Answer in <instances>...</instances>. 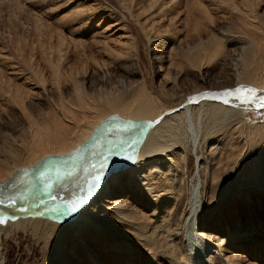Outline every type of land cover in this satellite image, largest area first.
<instances>
[{
  "label": "rangeland",
  "instance_id": "1",
  "mask_svg": "<svg viewBox=\"0 0 264 264\" xmlns=\"http://www.w3.org/2000/svg\"><path fill=\"white\" fill-rule=\"evenodd\" d=\"M249 25L256 26L258 31L246 29ZM231 32L245 36L247 42L231 43L228 37ZM256 35H259V43L262 40L261 44L257 43L258 47L257 40H253ZM260 36L264 37V0H0V90L4 94L16 93V98L11 99L13 105L11 102V105H5L0 101V140L6 134L17 136L14 138L20 141L23 137L20 132L24 126L22 123L36 119L39 114H46L49 107L56 105L60 98L81 103L82 99L86 101V98H92L91 92L97 89L110 95L116 92L121 97L139 90L155 97L159 104L168 106L175 102L172 96L183 98L197 88L222 91V86H229L235 78L230 71L234 63H238L241 68L248 65L258 67L264 80V38ZM230 52L235 58L239 56V62L231 61V57H228ZM163 75L165 78H162ZM71 88L80 91L75 94ZM52 94H56V97ZM207 103L210 101L205 102V105ZM227 104L231 108L227 107L229 111L226 116L233 118L236 125L239 124L237 128H232L234 123L227 122L231 118L227 119L221 113L207 124L203 107H199L194 118L200 143L201 184L203 189L207 188V179L215 168L222 180H230L225 189L219 192L214 207L225 224V230L232 236L231 244L225 243L233 247L227 251L229 253H225L228 257L231 255V263L264 264V177L261 181L244 182L234 177L231 173L233 169L228 165L229 157L235 155L237 158L242 146L251 145L258 150V132L250 128L248 123L264 124V109L233 100ZM240 122L247 128L240 126ZM74 123V120L69 119L70 127H74ZM107 123L110 127L104 128L90 148L85 150H89L88 159L95 162L102 154L91 155L89 152L106 147L103 144L107 142L108 136H112L113 128V122ZM126 131L129 129L123 134ZM113 137L117 136L110 138ZM21 154L20 160L24 155ZM259 156L261 173H264V145ZM115 158L105 156L104 160L113 162ZM193 164L194 157L188 155L186 166H179L172 176H164L170 190L182 184L183 191H186ZM6 165L7 162L0 156V171L6 170ZM47 167V170L35 168L26 175V181L33 176L47 175L33 187L41 189L45 186L42 188L44 192L54 186L62 187L65 184L61 180L64 177L62 170L58 174V171L55 172L56 165ZM131 167L127 166L128 169ZM236 168L240 170V165ZM136 172L132 177L138 175ZM106 176L102 181L105 182ZM125 179L123 177L120 180L127 188L123 191L124 198L127 194H141L142 188L138 183L141 177L135 179L134 187L131 186L132 179ZM22 180L24 184L25 176ZM45 180L55 182L52 184ZM57 180L60 183H56ZM144 182L155 185L157 180L154 182L145 178L141 184ZM78 186L79 190L85 191L86 185L82 182L74 188L78 189ZM81 186L84 188L81 189ZM36 187L33 189L37 190ZM25 188L33 190L29 186ZM132 190H136L135 193ZM21 203L24 205V200ZM135 205L132 201L124 202V209L129 213L127 217L134 219L132 225H118L119 230L130 231L133 241L122 236L110 240L109 244L113 246L100 258L94 255L88 241H82L78 254L82 262L87 258L91 261L97 259L101 264H171L173 260L169 259H178L177 252H172L174 248L170 247L171 251L166 244L154 241L157 239L156 233L148 237L138 230L139 227L148 229L152 226L155 216H150L148 211L152 210V205L157 208L156 203L151 202V207L143 210ZM13 206L9 208L19 210V205ZM20 208V214L25 212ZM171 211L167 213L168 217ZM141 214L149 217V221H145ZM145 227L142 232H145ZM4 229L0 230L2 264H54V260L76 259L75 252L68 248L64 238L56 243L52 236L47 237L41 229ZM178 236L177 244L180 247L176 246L188 253V262L178 264H193L192 255L194 250L200 248V241L192 235ZM149 239L155 243L152 247L147 243ZM95 242L101 243L102 240Z\"/></svg>",
  "mask_w": 264,
  "mask_h": 264
},
{
  "label": "bare ground",
  "instance_id": "2",
  "mask_svg": "<svg viewBox=\"0 0 264 264\" xmlns=\"http://www.w3.org/2000/svg\"><path fill=\"white\" fill-rule=\"evenodd\" d=\"M201 19L202 17L199 20ZM246 29L253 32L258 31V28L254 25H249V28ZM228 37L231 43L242 44L243 42H247L245 36L234 32L229 33ZM258 37L259 35L254 36V42ZM261 38L263 39L264 37ZM261 42L259 43V40H257L256 46L258 45L257 43L261 44ZM210 56L212 55L210 54ZM228 57H231V61L239 62L240 60L239 56L235 58L231 52ZM232 65L233 67L230 71H232L231 73L234 74L235 78L229 86H222V90L235 89L239 85L254 88L257 92L253 100L248 104H255L257 98L264 95V80L260 74L261 69L253 67L252 65L241 68L238 63ZM162 78H165V75ZM72 87L74 88L75 85L72 84ZM73 88H71L73 93H79V89L75 91ZM202 90L197 88L187 96L183 97L181 95L183 98H177V96L174 98L172 96V101L175 102L167 106L162 105V103L159 104L155 97L139 90L133 91L125 97H121L122 95L118 96L116 92V94L110 95V93L102 92L104 90L97 89L91 92L94 98L87 96L89 98H86V101H84L82 96H80L82 99L81 103L73 99L65 101L60 98L56 105L53 104L49 107L50 110L46 114H39L36 119L26 121L27 123L24 124L22 123L24 126L19 131L22 132L21 135L23 137L20 138V141L17 139V136L3 134L4 136H1L2 139L0 140L2 143L0 156L8 165L5 167L6 170L2 169L0 171V182H3L0 183V201H4L6 198L10 199L12 200L11 202H15V204L11 205H15V207L19 205L20 211V207L25 210L37 205L41 209V213L20 216L24 211L20 214L19 210L9 208L10 205H7L5 208L0 209V230L8 228L25 231L26 229L35 230L37 228L41 229L47 237L52 236L56 243L61 238H64L68 242V248L72 252H75L76 259L74 257L70 261L64 259H61L64 261L54 260V264H101L97 262V259L91 261L85 258L83 262L80 260L78 254L81 251V242L88 241L89 247L94 252V255L100 258L108 252L110 246H113L109 244L110 240L116 239L119 236L132 240L129 230H119L118 228V225L122 223L131 226L134 221V219L127 217L129 213L124 209V202H135L137 204L135 206L139 210L148 209L151 207V202H155L157 208L152 205V210L148 211L150 216H155L152 226L148 229L144 226L145 232H142V228L144 227H139L138 230L142 235L148 237L156 233L157 239L154 241H158L159 244H166L167 247L169 246V250H171L170 247L174 248L172 249L174 251H171H176V254L179 256L177 260L175 258L169 259L173 260L170 262L171 264L188 262L187 250L183 252L184 249L179 248L180 246L177 244V237L181 234L192 235L201 243L200 248L194 250L192 255L193 264H232L229 260L231 255L228 257L225 254L228 250L233 249L231 245H225L228 242L231 244L232 236L225 230V224L221 222L217 214V208L214 207L216 206L215 203L219 197V192L225 189L226 184L230 180H222L221 176L217 174L218 169L215 168L211 170L209 178L207 179V188H202L200 170L201 157L198 151L200 143L197 127L195 128L194 126V118L196 112L198 114L199 107H203L204 116H206L208 124L209 120L216 119L220 113L224 117L226 116V112L229 111L227 107L231 106L227 104L230 100L235 102L239 101L235 96L229 97L226 103L222 99H213L198 95L207 92H221ZM244 94L252 95L248 92ZM15 95L16 93L10 94L9 92L8 94H4L0 90V101L4 102L5 105L7 103L10 104L11 99L16 98ZM199 96L202 97L200 98ZM208 101L210 103L205 105V102ZM11 104L13 105V102ZM22 109H24L23 106ZM230 111L233 110L230 109ZM222 115L221 117H223ZM226 117L227 119L231 118ZM69 119L75 121L74 127L69 126ZM233 121L234 119L231 118L227 122ZM107 122H113L110 135L117 137L111 139L110 137L112 136H108L107 142L103 144L106 147L97 148L99 151L89 152L91 155L102 154L99 158L100 160L98 159L95 162L94 160L88 159L87 153L89 150H85L90 148L104 128H107V126L110 127ZM238 125L234 123L231 127L237 128ZM243 125L240 122V126ZM248 126L258 132V150L255 149V146L244 145L241 147V154L237 155V158L235 155L231 158L229 157L228 165L232 167L231 169L233 170H230L234 177L243 179L244 182L248 180L261 181L264 173H261V158L259 155L264 145V135L262 134L264 124L248 123ZM19 127L21 128V126ZM243 128L246 129L247 127L243 126ZM127 129L129 131L123 134ZM20 153L24 154L25 158L23 155V159L20 160ZM188 155L194 157V164L192 172L188 176L186 191H183L182 184L180 186L177 184L174 190H170L167 182H165L167 180L164 176H172L179 166H186ZM105 156H114L117 159L115 158V161L110 162L111 160H104ZM179 159L181 161H178ZM52 164L57 166L55 172L58 171V174H61L59 172L62 170L64 177H59L65 181V184L62 187L54 186V188L45 189L47 192L42 190L45 186L41 189L35 186L39 190H34L33 188L35 187L33 186L41 182V179L47 175L33 176L27 181L26 175L33 172L37 167L47 170V166H52ZM238 164L240 165V170L236 168ZM128 165L132 166L131 169L127 168ZM131 170L133 172L129 175ZM136 171H138V175L132 177V175L137 174ZM108 173L110 174L107 177L106 174ZM24 176L25 183L22 184V178ZM105 176L106 180L104 182L102 180H104L103 177L105 178ZM123 177L126 178L125 180H127V177L128 180H133L131 182L132 187H134L133 183L135 179L141 177L140 180L138 179V183L142 188L140 191L141 194L135 196H129L127 194L124 198L123 191L127 190V188L120 183ZM145 178L154 182L157 180V182L155 185H150L147 182L141 184V181H145ZM49 180L45 181L52 183ZM57 182L60 183L58 180ZM81 182L83 185H86L85 191L79 190V186L78 189L77 187L74 188L80 185ZM59 183L56 185H59ZM252 184L254 183L252 182ZM25 186H29L34 191H28L27 188L24 189ZM83 188L84 186H81V189ZM184 188H186L185 185ZM128 191H131V189H128ZM132 191L135 193L136 190ZM85 198L87 199L85 200ZM22 200H24V205L21 203ZM82 200L83 203H81ZM75 204H80L79 209L74 213H69L68 209ZM171 206H175V209L174 207L171 209ZM170 210H172L170 213L171 216L168 217L167 213ZM135 215L137 216L138 214ZM141 215L145 221H149V217H145V214ZM3 216L8 217L2 218ZM134 239L137 241V238ZM95 240H102V242L97 243ZM147 243L149 247L155 244L151 239ZM216 248L219 253L215 251ZM0 264H2L1 257Z\"/></svg>",
  "mask_w": 264,
  "mask_h": 264
},
{
  "label": "snow or ice",
  "instance_id": "3",
  "mask_svg": "<svg viewBox=\"0 0 264 264\" xmlns=\"http://www.w3.org/2000/svg\"><path fill=\"white\" fill-rule=\"evenodd\" d=\"M245 92L251 93L252 95H245L244 94ZM256 92L257 90L254 88H251L249 86L239 85L235 89H224L221 92H217V93L207 92L198 95H203L207 98L222 99L226 103L228 102L229 97L235 96L236 99L241 104H248L250 101L253 100V97L255 96ZM254 106L256 108L264 109V95H261L257 98V102L254 104ZM97 179H99V177H97ZM0 203H3V201H0ZM81 203H83V200L81 201ZM79 207L80 204H75L70 209H68V211L69 213H74L79 209Z\"/></svg>",
  "mask_w": 264,
  "mask_h": 264
},
{
  "label": "water",
  "instance_id": "4",
  "mask_svg": "<svg viewBox=\"0 0 264 264\" xmlns=\"http://www.w3.org/2000/svg\"><path fill=\"white\" fill-rule=\"evenodd\" d=\"M12 200H10V199H5L4 201H3V203H0V209L1 208H5V206H7V205H11V204H15V202L13 203V202H11ZM9 203V204H8ZM13 206V205H12ZM14 207V206H13ZM22 210V209H21ZM38 213H41V209L37 206V205H35V206H31V207H29V209H25V212L24 213H22V215H20V216H26V215H35V214H38ZM23 214H25V215H23Z\"/></svg>",
  "mask_w": 264,
  "mask_h": 264
}]
</instances>
